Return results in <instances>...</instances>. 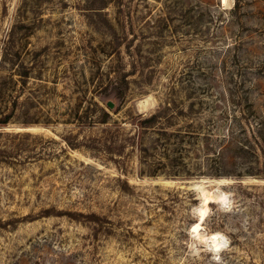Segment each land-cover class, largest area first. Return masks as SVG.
<instances>
[{"label":"rangeland","instance_id":"374dc122","mask_svg":"<svg viewBox=\"0 0 264 264\" xmlns=\"http://www.w3.org/2000/svg\"><path fill=\"white\" fill-rule=\"evenodd\" d=\"M6 114L0 264H264V0H0Z\"/></svg>","mask_w":264,"mask_h":264},{"label":"trees","instance_id":"16d2710c","mask_svg":"<svg viewBox=\"0 0 264 264\" xmlns=\"http://www.w3.org/2000/svg\"><path fill=\"white\" fill-rule=\"evenodd\" d=\"M11 119H12L11 114H6V115L0 117V139L5 138V142H6V147L4 149H3V146H0V163L9 161L10 157L14 154L10 150L12 148L11 144H9L10 143L9 141L13 140V138H15L14 135L10 134V133H6V132H4V130H1V129H4L5 127L8 126ZM29 136H32V135H30V134H18V135H16V137H20L21 140L23 138H26ZM67 144L69 147H72L75 149L74 144H72L70 141H67Z\"/></svg>","mask_w":264,"mask_h":264},{"label":"bare ground","instance_id":"6f19581e","mask_svg":"<svg viewBox=\"0 0 264 264\" xmlns=\"http://www.w3.org/2000/svg\"><path fill=\"white\" fill-rule=\"evenodd\" d=\"M227 0H224V2H226ZM150 103V102H149ZM145 105V104H144ZM150 105V104H149ZM147 105V106H149ZM146 108V107H145ZM223 194V193H222ZM202 197H203V206L200 208V214H201V220H203L204 218H206L205 216L207 215L208 212V204L211 200H214L215 198H217L216 200H220V199H224L223 195H214V193H212V191H207L204 190L202 193ZM221 200V201H222ZM225 201V200H224ZM223 201V202H224ZM193 226V225H192ZM202 228L201 227V223H195V225L193 226V232L194 233H199V229ZM196 236V234H195ZM218 236L219 234H213L211 236L210 239H212V242L214 243L213 245H215V247L218 249L219 247L222 246V243L220 241H218ZM202 237V236H201ZM222 237V236H221ZM221 249V248H220ZM215 251V250H214Z\"/></svg>","mask_w":264,"mask_h":264},{"label":"water","instance_id":"95a60500","mask_svg":"<svg viewBox=\"0 0 264 264\" xmlns=\"http://www.w3.org/2000/svg\"><path fill=\"white\" fill-rule=\"evenodd\" d=\"M109 106L112 108L114 106V104L112 102H110Z\"/></svg>","mask_w":264,"mask_h":264}]
</instances>
